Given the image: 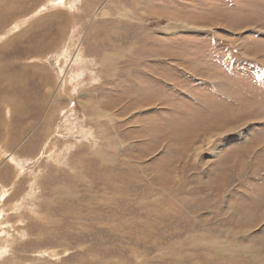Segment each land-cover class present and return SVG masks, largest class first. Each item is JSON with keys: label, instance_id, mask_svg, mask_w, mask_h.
I'll return each mask as SVG.
<instances>
[{"label": "rangeland", "instance_id": "rangeland-1", "mask_svg": "<svg viewBox=\"0 0 264 264\" xmlns=\"http://www.w3.org/2000/svg\"><path fill=\"white\" fill-rule=\"evenodd\" d=\"M0 264H264V0H0Z\"/></svg>", "mask_w": 264, "mask_h": 264}]
</instances>
